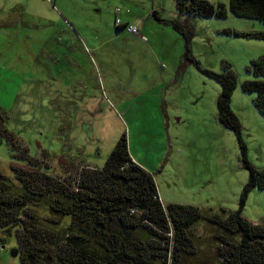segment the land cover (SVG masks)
<instances>
[{"label":"rangeland","instance_id":"374dc122","mask_svg":"<svg viewBox=\"0 0 264 264\" xmlns=\"http://www.w3.org/2000/svg\"><path fill=\"white\" fill-rule=\"evenodd\" d=\"M115 18L139 34L116 29ZM173 20L201 68L220 73L223 62L231 65L237 78L231 110L248 161L264 169V116L240 87L252 79L245 67L264 56V40L228 33L264 32V24L228 9L223 19L182 14L174 0H0L5 127L63 180L83 167H102L125 133L131 158L153 175L164 206L237 211L249 173L235 134L217 121L220 88L185 61ZM10 153L0 138V172L12 178L11 166H27ZM241 214L264 221V188L248 194ZM190 234L181 264H218L216 229L199 221ZM0 238V264H20L13 235Z\"/></svg>","mask_w":264,"mask_h":264},{"label":"trees","instance_id":"16d2710c","mask_svg":"<svg viewBox=\"0 0 264 264\" xmlns=\"http://www.w3.org/2000/svg\"><path fill=\"white\" fill-rule=\"evenodd\" d=\"M174 4L186 15L223 19L228 9L236 17L264 24V0H227V6L209 0H174ZM152 15L157 18L155 11ZM170 24L184 38L185 61L220 88L217 121L235 134L241 164L249 173L239 209L206 214L192 205L164 206L153 175L131 158L125 133L102 167H83L63 180L15 140L0 108V138L10 145L11 160L27 166H11L12 178L0 172V234L13 235L20 264H181L192 245L190 229L199 221L217 231L218 264H264V221L254 224L241 214L248 194L264 188V169L248 161L240 124L231 110L236 75L227 62L220 73L201 68L190 55L182 25L176 20ZM228 33L264 40L260 31ZM245 72L252 79L244 81L241 90L254 95L252 104L264 116V56L252 60Z\"/></svg>","mask_w":264,"mask_h":264},{"label":"built area","instance_id":"2783aa9c","mask_svg":"<svg viewBox=\"0 0 264 264\" xmlns=\"http://www.w3.org/2000/svg\"><path fill=\"white\" fill-rule=\"evenodd\" d=\"M119 10L118 9H116L115 10V12L117 13ZM121 22H120V20L119 19H115V21H114V26H121ZM124 28H125V30L127 31V32H129V33H131V34H135V35H138L139 34V29L138 28H136L135 26H133V25H128V24H126L125 26H124Z\"/></svg>","mask_w":264,"mask_h":264},{"label":"crops","instance_id":"0c3cea01","mask_svg":"<svg viewBox=\"0 0 264 264\" xmlns=\"http://www.w3.org/2000/svg\"><path fill=\"white\" fill-rule=\"evenodd\" d=\"M116 13V12H115ZM118 13H120V11L119 12H117L116 14L118 15ZM157 13V12H156ZM121 22V21H120ZM122 23V22H121ZM114 24V23H113ZM125 24H127V23H122L121 24V26L120 27H123V25H125ZM128 25H131V24H128ZM134 26V25H133ZM126 31V30H125ZM127 32V31H126Z\"/></svg>","mask_w":264,"mask_h":264}]
</instances>
